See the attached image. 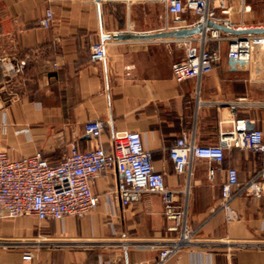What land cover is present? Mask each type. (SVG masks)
<instances>
[{
    "label": "crops",
    "instance_id": "obj_1",
    "mask_svg": "<svg viewBox=\"0 0 264 264\" xmlns=\"http://www.w3.org/2000/svg\"><path fill=\"white\" fill-rule=\"evenodd\" d=\"M109 4L0 0V151L13 158L41 151L58 163L72 145L108 149L115 134L139 132L166 186L178 192L176 208L186 207L187 224L199 229L196 243L164 264H264V196L235 199L233 219L221 209L226 170L236 167L246 182L259 170L261 155L233 148L222 164L194 159L191 175L177 173L170 157L183 133L197 145H214L240 119L264 131V87L252 84L245 70L229 69L227 40L209 43L221 59L208 74L178 83L171 66L185 53L173 37L102 39L157 33L165 20L154 31L117 28ZM47 9L54 21L43 28L39 21ZM224 15L220 20L231 24V15ZM97 42L105 43L106 59L92 62ZM94 119L106 123L100 139L84 132ZM117 180L110 170L92 181L99 203L84 217L0 219V239L18 240L14 248H0V264H156L159 251L149 244L177 236L168 230L174 221L166 217L159 193L145 192L123 206L112 195ZM26 252L32 260L23 259Z\"/></svg>",
    "mask_w": 264,
    "mask_h": 264
},
{
    "label": "built area",
    "instance_id": "obj_2",
    "mask_svg": "<svg viewBox=\"0 0 264 264\" xmlns=\"http://www.w3.org/2000/svg\"><path fill=\"white\" fill-rule=\"evenodd\" d=\"M102 5L108 0H93ZM233 0H120L125 6L147 3L160 4L164 9L165 25L159 32H174L184 29L200 28L199 32L187 37H173L177 48L184 51L182 59L172 63V73L178 83L187 80H200L208 74L221 59L218 50L211 49V41L218 44L228 41V66L231 70H245L252 84L264 87V33L234 35L221 31L211 25L221 24L235 28L229 20L221 21L219 14L231 15L230 2ZM243 12L250 8L244 6ZM54 21L52 9H47L39 24L50 28ZM239 26L235 29H250ZM257 28V27H254ZM258 28H264L260 26ZM106 59L104 42L94 43L91 47L92 62ZM22 65L17 69L20 71ZM106 123L94 119L84 124V132L93 139H100ZM241 149L261 155L259 170L246 182H241L236 167L226 170V180L222 184L221 209L228 218L235 214L232 202L240 197L251 195L264 196V131L260 128L249 129L247 121L237 120L230 131L221 132L214 145H197L188 134L183 133L170 149L177 173L191 175L194 159H205L210 163L222 164L226 151ZM115 170L118 180L112 195L123 206L140 200L145 192L161 194L165 215L174 221L169 231H178L175 237L156 240L149 244L159 251L156 264H164L178 251L196 243L199 229L187 224V208H176L178 192L166 186L163 173L156 170L152 153L143 144L139 132L125 131L115 134L110 147L102 145L93 149L81 150L72 145L69 153L58 163H52L41 151L32 155L13 158L0 151V219L33 217L38 221H62L65 217H84L98 205L99 197L93 192L92 181L101 174ZM216 169L210 165L209 179L213 180ZM18 240L0 239V248L11 249ZM26 261L32 254L26 252Z\"/></svg>",
    "mask_w": 264,
    "mask_h": 264
},
{
    "label": "rangeland",
    "instance_id": "obj_3",
    "mask_svg": "<svg viewBox=\"0 0 264 264\" xmlns=\"http://www.w3.org/2000/svg\"><path fill=\"white\" fill-rule=\"evenodd\" d=\"M115 7L116 12L112 15V21L115 27L123 28L129 25L137 30H159L163 26L164 9L160 4H140L132 5L130 8L125 6L120 0H108ZM231 25L239 27L241 24H264V0H246L244 6L249 7L248 11H242L243 3L237 0L230 2ZM225 16V15H224ZM226 17H228L226 15Z\"/></svg>",
    "mask_w": 264,
    "mask_h": 264
},
{
    "label": "water",
    "instance_id": "obj_4",
    "mask_svg": "<svg viewBox=\"0 0 264 264\" xmlns=\"http://www.w3.org/2000/svg\"><path fill=\"white\" fill-rule=\"evenodd\" d=\"M217 29L228 32L234 35H241V34H263L264 33V28H250V29H235L231 27H227L221 24H214L210 23ZM200 28H194V29H184V30H179V31H174V32H157V33H147V34H140V35H135V34H127V33H118L113 36L110 35H103L102 39L105 41L106 39L110 38H115V39H128V38H141V39H151V38H162V37H187L193 34H196L199 32Z\"/></svg>",
    "mask_w": 264,
    "mask_h": 264
}]
</instances>
